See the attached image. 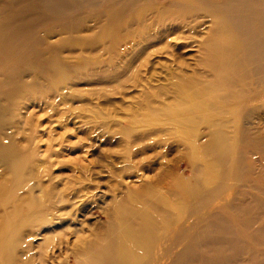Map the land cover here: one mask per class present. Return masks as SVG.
Returning a JSON list of instances; mask_svg holds the SVG:
<instances>
[{
  "label": "rangeland",
  "instance_id": "obj_1",
  "mask_svg": "<svg viewBox=\"0 0 264 264\" xmlns=\"http://www.w3.org/2000/svg\"><path fill=\"white\" fill-rule=\"evenodd\" d=\"M103 12H88L83 22L93 24V18H102ZM146 20L150 22V16ZM94 26L96 31L97 25ZM141 27L131 24L125 35ZM185 41L177 37L170 47L176 67L184 65L189 72L195 68L198 44L185 45ZM143 46L144 42H137V48ZM94 47L97 49L99 44ZM68 50L64 48L62 54L73 60L69 56H77L78 50ZM169 59L165 53L152 56L145 73L151 75L152 83L164 84L170 90L173 84L165 73ZM139 66V59H135L134 67ZM92 73V70L77 68L67 80L70 85L64 89V103H59L58 97L43 105L27 103V107L19 108L13 115L18 127H7V132H15L17 136L8 141L1 135L7 144L13 139L17 145L16 160L26 156L30 159L31 168L20 182L24 184L20 191L25 190L29 181L35 183L34 196L48 207L47 213L44 210L40 217L23 209L28 215L16 224L17 248L29 245L34 264H97V261L129 264L119 260L120 249L132 248L130 238H138V230L143 225L156 237L165 230L167 233L154 241L150 253L138 244L130 252L142 264L159 254L163 258L157 264H264V203L253 202L264 189L261 103H249V96L245 100L253 108L248 116L254 117L258 125L242 124L240 107L236 113L232 111L238 126H225L231 143L228 142L224 152L222 148L219 158L213 156L207 162L198 158L197 167L201 169L198 171L194 168L196 163L189 164L188 139L195 133L196 149L203 150L208 130L200 119L206 114L201 112L193 128L154 134L152 124L142 123L143 109L148 105L140 97L139 86L126 82L120 91L108 78ZM73 92L75 95L71 96ZM48 97L51 96L47 100ZM158 98L151 95L149 106L154 108ZM149 129L152 133L138 138ZM121 130H133L134 135H123ZM126 164L132 167L125 169ZM207 166H212V170ZM176 175L187 179L192 187L189 211L179 208L170 212L176 220L161 233V218L151 208L135 205L148 214L150 220L146 224L136 219L122 223L119 210L129 202L131 192H140L146 182L155 186L161 185L159 181L164 179V184L169 180L174 182ZM199 187L202 189L198 190ZM214 189L215 192H210ZM206 190L208 194L204 193ZM66 199L71 202L67 203ZM233 199L238 200L234 207L229 204ZM187 202L186 197L180 196L177 203Z\"/></svg>",
  "mask_w": 264,
  "mask_h": 264
},
{
  "label": "bare ground",
  "instance_id": "obj_2",
  "mask_svg": "<svg viewBox=\"0 0 264 264\" xmlns=\"http://www.w3.org/2000/svg\"><path fill=\"white\" fill-rule=\"evenodd\" d=\"M99 10L104 11L102 18L95 16L93 24L83 22L85 14ZM148 16L150 22L146 20ZM131 24L142 27L125 35ZM53 36L58 38L50 40ZM177 37L186 39L185 45L198 44L195 68L189 72L184 65L176 67L170 46ZM139 41L145 46L137 48ZM64 48L68 52L78 50L77 56H69L73 60H68L62 54ZM164 53L170 57V63L165 65L166 79L173 84L170 90L164 84L152 83L151 75L145 73L151 57ZM135 59H139L138 68L134 67ZM77 68L108 78L120 91L126 82L139 86L140 97L148 105L143 109L142 123L152 124L154 134L170 133L172 129L184 131L196 123L201 112L206 114L200 119L208 130L203 150L196 149L195 133L188 139L189 164L196 163L194 168L200 171L198 158L205 162L213 156L219 158L222 148L224 152L231 143L225 126H236L232 111L236 113L240 107L242 124L258 125L254 117L248 116L253 108L247 101L261 103L264 110V0H0V264H34L29 245L17 248L16 224L22 216L32 213L40 217L48 208L34 196L35 183L29 181L20 191L24 185L20 182L31 163L28 156L16 160L17 145L13 139L7 144L4 138L9 141L17 134L7 132V127H18L13 115L27 103L43 105L54 97L64 103V89L70 85L67 80ZM48 95L51 97L47 100ZM151 95L159 97L154 108L148 104ZM247 96L250 98L245 101ZM150 133V129L144 131L138 138ZM121 134L134 135L133 130H121ZM131 167L125 165V169ZM207 167L212 170V166ZM164 180L158 186L146 182L140 192L130 193L129 202L119 210L122 223L136 219L146 224L148 214L137 207L151 208L161 218V233L176 220L170 212L191 209L189 197L193 190L187 179L176 175L174 182L164 184ZM37 185L41 187L39 182ZM180 196L188 202L178 204ZM237 202L233 199L229 204L234 207ZM253 202L264 203V189ZM165 233L167 230L156 237L149 227L141 225L139 237L130 238L132 248L120 249L119 260L142 264L130 252L138 244L150 253L151 245ZM162 258V254L155 255L146 263L157 264Z\"/></svg>",
  "mask_w": 264,
  "mask_h": 264
}]
</instances>
